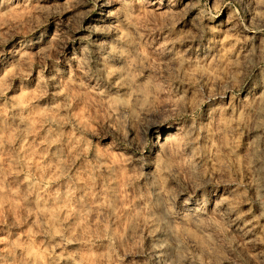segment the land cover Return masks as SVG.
<instances>
[{
	"label": "rangeland",
	"instance_id": "obj_1",
	"mask_svg": "<svg viewBox=\"0 0 264 264\" xmlns=\"http://www.w3.org/2000/svg\"><path fill=\"white\" fill-rule=\"evenodd\" d=\"M0 264H264V0H0Z\"/></svg>",
	"mask_w": 264,
	"mask_h": 264
}]
</instances>
